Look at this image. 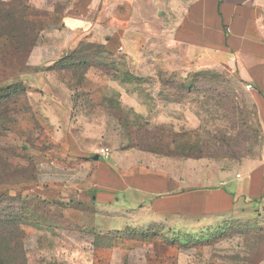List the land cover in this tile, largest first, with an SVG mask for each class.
I'll use <instances>...</instances> for the list:
<instances>
[{"label": "rangeland", "instance_id": "374dc122", "mask_svg": "<svg viewBox=\"0 0 264 264\" xmlns=\"http://www.w3.org/2000/svg\"><path fill=\"white\" fill-rule=\"evenodd\" d=\"M192 1L0 0V264L72 262L59 251L74 223L57 191L86 181L92 193L100 158L113 169L201 159L209 173L214 160L264 155L255 95L231 66L174 39ZM259 205L95 242L136 264H264Z\"/></svg>", "mask_w": 264, "mask_h": 264}, {"label": "crops", "instance_id": "0c3cea01", "mask_svg": "<svg viewBox=\"0 0 264 264\" xmlns=\"http://www.w3.org/2000/svg\"><path fill=\"white\" fill-rule=\"evenodd\" d=\"M174 39L196 53L210 54L213 62L215 56L236 71L242 84L251 83L253 88L248 90L257 99L264 127L262 0H194L175 28ZM203 164L208 163L167 158L162 166L113 169L98 159L92 193L86 181H67L57 191L74 223L59 241V251L70 254L68 264H136L133 258L113 254L116 250L106 258L101 252L110 247L95 239L129 232L132 224L149 225L169 215H226L263 203L264 155L226 167L214 160V171L209 173H204ZM51 254L56 253L51 250Z\"/></svg>", "mask_w": 264, "mask_h": 264}, {"label": "built area", "instance_id": "2783aa9c", "mask_svg": "<svg viewBox=\"0 0 264 264\" xmlns=\"http://www.w3.org/2000/svg\"><path fill=\"white\" fill-rule=\"evenodd\" d=\"M246 88L247 89H252L253 88V85L251 83H248L246 85ZM109 151H110V149L108 147H104V148L101 149V153L102 154H106L107 155V154H109ZM263 204H264V199H263Z\"/></svg>", "mask_w": 264, "mask_h": 264}]
</instances>
